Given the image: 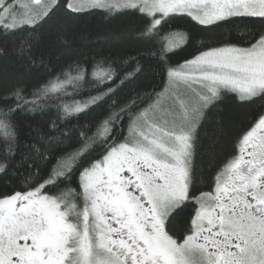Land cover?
Returning <instances> with one entry per match:
<instances>
[{
  "label": "snow or ice",
  "instance_id": "1",
  "mask_svg": "<svg viewBox=\"0 0 264 264\" xmlns=\"http://www.w3.org/2000/svg\"><path fill=\"white\" fill-rule=\"evenodd\" d=\"M9 43L0 264H264V0H0Z\"/></svg>",
  "mask_w": 264,
  "mask_h": 264
},
{
  "label": "trees",
  "instance_id": "2",
  "mask_svg": "<svg viewBox=\"0 0 264 264\" xmlns=\"http://www.w3.org/2000/svg\"><path fill=\"white\" fill-rule=\"evenodd\" d=\"M90 20L93 18H89ZM125 19H130L126 17ZM95 20L99 22L100 17L97 15L95 17ZM190 25L185 24V27H189ZM259 25H249L248 29H244L243 31H258ZM220 31L224 32L225 35H228L229 37H238L241 33L237 32L235 29L229 31V29H221ZM76 43L79 44L81 41L79 40V37L76 39ZM9 47V53L4 56H0V90H3L5 86L10 82V80L16 76L17 74L24 73L28 71V68L26 66V62L19 61L11 51V43L8 44ZM87 55L91 56L92 52L88 50V47L85 46L82 49ZM111 50H105V55L109 54ZM126 52L130 53L131 55H139L142 57L141 62L142 63H148L151 61L152 57L150 55L152 49L144 44H133L130 46H127L125 49ZM194 51L193 46H189L185 48L183 51L179 52L178 55L173 56L172 62L178 63L181 62L184 58H190L191 54ZM44 65L40 67V75L41 76H47V73L49 71L58 70L61 64H66L68 62V57L66 54L60 52V51H54L51 55L48 54L47 50H45L44 54ZM150 83L147 80L138 81L137 84L143 86ZM136 85H131V87H135ZM129 89H125V92H128ZM80 98V97H77ZM261 101H257L255 104H250L248 106L237 108L232 113V118L237 127L246 124L251 119V114L253 112L259 111L261 106ZM99 113V110L97 112L93 113L91 117H82V120H90L93 117L97 116ZM48 117L43 116L40 117L36 123L45 124L47 123ZM35 124H33V127Z\"/></svg>",
  "mask_w": 264,
  "mask_h": 264
}]
</instances>
